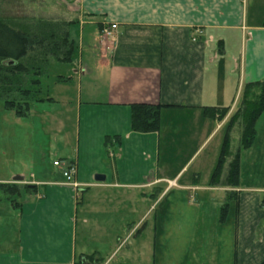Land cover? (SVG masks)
<instances>
[{"label": "crops", "instance_id": "1", "mask_svg": "<svg viewBox=\"0 0 264 264\" xmlns=\"http://www.w3.org/2000/svg\"><path fill=\"white\" fill-rule=\"evenodd\" d=\"M64 7L57 18L71 22L75 51L69 81L58 83L78 84L75 150L29 179L17 169L0 179V190L20 189L0 194V264H78L92 254L104 264H200L184 252L186 259L174 262L179 254L163 244L174 224V249L190 250L203 200L231 190L210 185L228 117H207L204 108L232 111L246 83L264 81V0H66ZM113 24V38L101 37ZM141 103L162 106L158 131H133L132 106ZM260 139L264 113L250 149ZM212 142L213 152L189 173ZM58 159L75 165L78 188L65 183ZM173 161L180 166L173 169ZM233 190L238 197L218 220L211 260L262 264L264 189ZM142 196L150 198L145 213ZM154 212L151 257L143 263L140 230Z\"/></svg>", "mask_w": 264, "mask_h": 264}, {"label": "rangeland", "instance_id": "2", "mask_svg": "<svg viewBox=\"0 0 264 264\" xmlns=\"http://www.w3.org/2000/svg\"><path fill=\"white\" fill-rule=\"evenodd\" d=\"M65 5L66 0H0V18L15 25H20V27L24 25L29 27L30 25L34 26L41 18L58 19V14L65 15ZM79 32V30L77 32L73 31L72 37L75 34L78 37ZM104 36L102 33L101 37L107 39ZM85 41L87 40L85 39ZM218 46L222 51L225 50L224 46H220V44ZM85 48L84 45V51H87ZM72 73L73 70L69 64L53 60L48 74L43 78V82L44 91L55 102L32 103L27 115H20L14 109H7L3 101L0 100V179L9 177L11 171L16 169L24 173L26 179H29L32 172L37 173L42 168L52 166V161L56 155L66 158L73 157L77 138L76 103L78 84L76 83L73 87H65L64 84L57 82L58 76H69ZM230 113L228 116H230ZM239 137V133L235 135L234 147L238 144ZM214 144L215 142H212L210 145L201 148L196 155L198 157L195 162L193 163V160L196 157L191 161V164H193L189 173L213 152ZM253 148L243 152L241 185L243 187L256 186L264 189V140L260 139ZM184 152L186 151L178 154L185 155ZM35 162L37 164L33 166ZM180 163L178 161L170 162L173 169L180 166ZM5 190L1 189L0 194ZM6 194H8L7 191ZM175 197V200L188 201L190 199L195 201V198H189L188 195L184 197L175 195ZM15 199H20L19 195L15 196ZM203 201L206 205L204 204L202 208L199 217L200 224L190 250L186 251L184 239L183 242L178 244L180 247L185 246V248L174 249L177 228L174 224L169 227L171 236L164 240L163 249L166 251L173 245L172 250L179 254L174 258V262L185 260L187 256L182 253L184 252L186 255L187 253L190 254L191 262L195 260L196 263L200 264H214L211 259L216 252L215 232L218 229V220L222 216L226 192L225 190L214 191L211 197ZM149 204L150 198L142 196V213H145ZM198 206L201 205L198 204ZM184 214L186 219L193 220L192 212H189L186 208ZM177 219L181 220L179 217L174 218V220ZM154 220H156L155 212L146 220L149 226L146 228L145 223H143L140 230L143 250L141 261L143 263L149 261L151 257L152 238H154L151 225ZM132 244L133 241H131L130 246ZM128 248L129 246L125 247V249ZM94 255V259H96L97 255ZM102 261V264H104V260ZM135 261H137V258Z\"/></svg>", "mask_w": 264, "mask_h": 264}, {"label": "trees", "instance_id": "3", "mask_svg": "<svg viewBox=\"0 0 264 264\" xmlns=\"http://www.w3.org/2000/svg\"><path fill=\"white\" fill-rule=\"evenodd\" d=\"M70 24L67 19L41 18L34 26L29 24V27H20L0 18V100L7 109L27 115L32 103L53 101L44 91L43 78L48 74L53 60L67 64L71 62L75 45L69 36ZM68 81L69 77H57V82ZM161 107L146 103L134 104L133 131H158L161 128ZM230 110V106L204 108L205 116L219 120L231 112L218 162L210 179L213 187L231 189L227 191L221 220L226 219L230 202L238 197L233 189L241 185L243 152L253 145L257 137V122L264 113V81L246 83L237 104ZM238 133L239 141L234 147L235 135ZM5 187L9 195H16L20 190L16 184ZM94 258V254L86 255L78 264H102V258Z\"/></svg>", "mask_w": 264, "mask_h": 264}, {"label": "built area", "instance_id": "4", "mask_svg": "<svg viewBox=\"0 0 264 264\" xmlns=\"http://www.w3.org/2000/svg\"><path fill=\"white\" fill-rule=\"evenodd\" d=\"M117 29V25L113 24L110 27H106L103 30V34L105 35L104 37L107 39H112L114 31ZM54 165L57 167L62 168L63 176L65 178V183L73 186L75 188L79 187L78 182L75 179L76 175V167L74 164L70 162H65L60 159L54 161Z\"/></svg>", "mask_w": 264, "mask_h": 264}, {"label": "water", "instance_id": "5", "mask_svg": "<svg viewBox=\"0 0 264 264\" xmlns=\"http://www.w3.org/2000/svg\"><path fill=\"white\" fill-rule=\"evenodd\" d=\"M17 181H20V180H23V177L22 176H18L17 178H15ZM96 179L97 180H105V176L103 175H97L96 176Z\"/></svg>", "mask_w": 264, "mask_h": 264}]
</instances>
